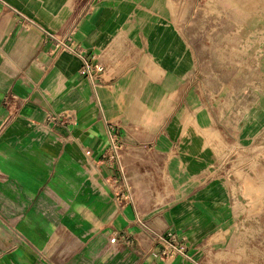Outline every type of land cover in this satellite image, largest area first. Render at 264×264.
<instances>
[{
	"label": "crops",
	"instance_id": "1",
	"mask_svg": "<svg viewBox=\"0 0 264 264\" xmlns=\"http://www.w3.org/2000/svg\"><path fill=\"white\" fill-rule=\"evenodd\" d=\"M197 6L226 35L264 33V0H0V264L254 263L217 164L221 141L264 127V44L246 65L200 66L184 32ZM91 57L101 83L78 72ZM108 124L123 172L101 160ZM166 229L187 257L159 256ZM121 232L129 244L109 243Z\"/></svg>",
	"mask_w": 264,
	"mask_h": 264
},
{
	"label": "rangeland",
	"instance_id": "2",
	"mask_svg": "<svg viewBox=\"0 0 264 264\" xmlns=\"http://www.w3.org/2000/svg\"><path fill=\"white\" fill-rule=\"evenodd\" d=\"M191 11L184 32L199 52L196 58L200 66L205 64L204 58L207 63L229 60L243 66L247 56L258 59L263 53L262 28L256 29L261 36L256 39L245 36L240 25L226 35L231 26L223 15L201 6ZM217 170L227 181L233 198V235L240 245L237 254L252 256L253 264H264V127L246 147L221 141Z\"/></svg>",
	"mask_w": 264,
	"mask_h": 264
},
{
	"label": "built area",
	"instance_id": "3",
	"mask_svg": "<svg viewBox=\"0 0 264 264\" xmlns=\"http://www.w3.org/2000/svg\"><path fill=\"white\" fill-rule=\"evenodd\" d=\"M72 29L69 31L65 39L67 41L71 40L69 35L71 34ZM70 44L65 43L62 39L57 40L55 46L57 48H70ZM80 75L85 76L91 83H101L103 82V75L105 73V66L94 60L93 57L90 59H83L79 70ZM106 137H107V147L101 154V160L108 164L116 165L118 171L123 172L124 169V158L123 151L124 146L123 142L120 139L118 127L114 124H108L106 128ZM116 200L124 203L127 202V195L119 192L116 195ZM186 236L178 234L175 231L166 229L161 232L158 236L155 237V243L160 246L159 256L162 259L167 261H172L176 257H187L186 254ZM109 243L111 244H124L127 245L130 243V239L123 233H113L109 236Z\"/></svg>",
	"mask_w": 264,
	"mask_h": 264
}]
</instances>
